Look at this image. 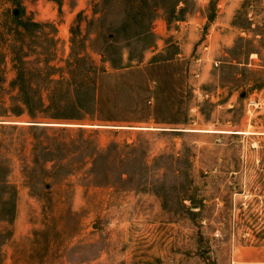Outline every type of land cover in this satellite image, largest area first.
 Here are the masks:
<instances>
[{
    "label": "rangeland",
    "instance_id": "374dc122",
    "mask_svg": "<svg viewBox=\"0 0 264 264\" xmlns=\"http://www.w3.org/2000/svg\"><path fill=\"white\" fill-rule=\"evenodd\" d=\"M242 248H264V0H0V264Z\"/></svg>",
    "mask_w": 264,
    "mask_h": 264
},
{
    "label": "trees",
    "instance_id": "16d2710c",
    "mask_svg": "<svg viewBox=\"0 0 264 264\" xmlns=\"http://www.w3.org/2000/svg\"><path fill=\"white\" fill-rule=\"evenodd\" d=\"M15 100L21 104V113L18 114L19 116L26 113L31 118H34L36 115H38L39 108H43L44 106L46 107L45 101L41 94L30 95L26 93L24 96L23 94L18 96L15 98Z\"/></svg>",
    "mask_w": 264,
    "mask_h": 264
},
{
    "label": "crops",
    "instance_id": "0c3cea01",
    "mask_svg": "<svg viewBox=\"0 0 264 264\" xmlns=\"http://www.w3.org/2000/svg\"><path fill=\"white\" fill-rule=\"evenodd\" d=\"M233 258V264H264V248L238 249Z\"/></svg>",
    "mask_w": 264,
    "mask_h": 264
},
{
    "label": "water",
    "instance_id": "95a60500",
    "mask_svg": "<svg viewBox=\"0 0 264 264\" xmlns=\"http://www.w3.org/2000/svg\"><path fill=\"white\" fill-rule=\"evenodd\" d=\"M18 13V11H15V15ZM195 207H197V206H195Z\"/></svg>",
    "mask_w": 264,
    "mask_h": 264
},
{
    "label": "bare ground",
    "instance_id": "6f19581e",
    "mask_svg": "<svg viewBox=\"0 0 264 264\" xmlns=\"http://www.w3.org/2000/svg\"><path fill=\"white\" fill-rule=\"evenodd\" d=\"M238 133H240V132H238Z\"/></svg>",
    "mask_w": 264,
    "mask_h": 264
}]
</instances>
